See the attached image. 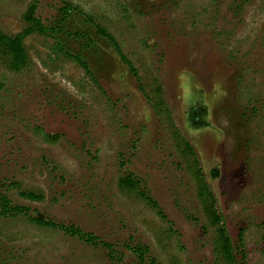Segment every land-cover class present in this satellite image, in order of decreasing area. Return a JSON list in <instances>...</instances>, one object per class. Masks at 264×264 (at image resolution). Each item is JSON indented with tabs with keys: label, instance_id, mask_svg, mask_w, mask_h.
Listing matches in <instances>:
<instances>
[{
	"label": "rangeland",
	"instance_id": "obj_1",
	"mask_svg": "<svg viewBox=\"0 0 264 264\" xmlns=\"http://www.w3.org/2000/svg\"><path fill=\"white\" fill-rule=\"evenodd\" d=\"M34 1L0 0V29L22 33ZM67 1L113 34L138 78L81 19L68 27L95 40L85 52L95 79L38 33L24 39L25 68L12 70L0 52V182L20 184L12 200L115 244L125 264H139L124 246L131 235L160 264H226L185 139L232 241L245 228L248 264H264V0ZM38 4L44 20L61 5ZM127 172L164 216L120 188ZM0 264L112 263L102 247L18 216L0 217Z\"/></svg>",
	"mask_w": 264,
	"mask_h": 264
},
{
	"label": "trees",
	"instance_id": "obj_2",
	"mask_svg": "<svg viewBox=\"0 0 264 264\" xmlns=\"http://www.w3.org/2000/svg\"><path fill=\"white\" fill-rule=\"evenodd\" d=\"M59 1L61 5L57 9L58 15L53 17L54 20H44L41 16L36 15L39 4L38 0H35L28 7L24 15L28 25L22 33L9 36L0 29V52L2 56L7 58L8 65L12 70H20L29 64V54L24 39L33 33H38L45 37L52 38L54 41L53 47L55 53H62L75 60L85 69L90 77L95 79L94 72L89 66L88 61L85 59V52H87L88 49L95 47V40L85 31L77 29L72 30L68 27V25L71 26L73 20L76 21L77 19H81L85 23L91 24L95 27L96 35L99 38L106 40L114 47L122 61L129 66L130 72L138 78L137 69L124 55L119 43L111 32L97 23L91 15L86 13L79 6H76L67 0ZM73 44H78L79 47H77V50L74 49ZM139 86L141 88L140 84ZM46 136L50 141L58 140L61 137L59 133ZM181 141L184 143V150L188 155L193 156L192 163L197 167L194 171V175L199 183L198 195L201 199L203 211L210 225L217 227L215 248L218 254L225 260L226 264H248L247 249L244 240L245 228L240 229L237 242L234 244L231 235L223 222V216L216 205L217 200L215 194L207 184L202 168L199 167L193 147L185 139H182ZM123 164L124 163H122V165ZM212 174L217 176L218 171L215 170ZM119 186L122 190L136 192L139 197L143 198L149 205L156 208L159 215L164 216L161 206L150 193L143 178L127 172L120 177ZM11 188L20 189L21 186L17 182H0V217L12 218L24 216L30 221V223L37 226L55 229L94 247H102L106 250L108 259L112 264H125V255L122 251L116 248L115 244L105 241L95 233L87 231L75 223H66L57 221L51 217L34 215L29 206L15 203L12 200L8 193ZM19 193L22 197L33 201L44 199L42 192L20 190ZM262 225H264V221L262 222ZM124 246L135 255L139 264H160L157 258L151 254L149 245L144 243L140 238L131 235L124 243Z\"/></svg>",
	"mask_w": 264,
	"mask_h": 264
}]
</instances>
